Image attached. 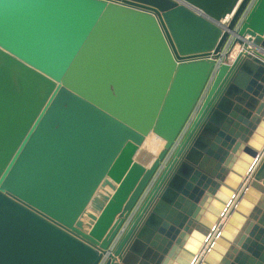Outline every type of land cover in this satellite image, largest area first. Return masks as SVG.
<instances>
[{"label": "water", "instance_id": "water-1", "mask_svg": "<svg viewBox=\"0 0 264 264\" xmlns=\"http://www.w3.org/2000/svg\"><path fill=\"white\" fill-rule=\"evenodd\" d=\"M248 1L0 0V264H264V0L215 61Z\"/></svg>", "mask_w": 264, "mask_h": 264}, {"label": "built area", "instance_id": "built-area-1", "mask_svg": "<svg viewBox=\"0 0 264 264\" xmlns=\"http://www.w3.org/2000/svg\"><path fill=\"white\" fill-rule=\"evenodd\" d=\"M256 0H249L247 5L245 6L243 12L241 13V15L239 16L234 28L232 30H230V34L229 37L224 45V47L222 48L220 55L217 56L215 58L216 64L219 65L221 63L224 62H230L231 60V55L232 53L235 51V49H239V51L237 50L236 55L238 54V52H240L241 50H243V44H240L236 41V38L238 37V31L241 27V25L243 24L245 18L247 17L249 11L251 10V8L253 7V5L255 4ZM232 17V14H228L226 16L225 19H222L223 24H227L230 19ZM238 46V47H237ZM227 54V55H226ZM216 73V68L214 69L210 80L205 88V91L202 95V97L200 98V100L198 101V103L196 104L195 108L193 109L188 121L186 122L185 126L183 127V129L181 130L180 134L178 135L176 141L174 142V144L172 145V147L170 148V150L168 151L162 165L159 167V169L156 171L155 175L153 176V178L151 179V181L149 182V184L147 185L146 189L144 190V192L142 193L141 197L139 198L138 202L136 203V205L134 206L133 210L130 212L129 216L126 219L125 224L123 225L122 229L120 230L119 234L117 235V237L114 239L113 243L110 246V251L113 250V248L115 247L116 243L118 242L120 236L122 235V233L124 232L125 228L128 226V224L130 223V221L132 220V218L134 217V215L136 214L137 210L139 209V207L141 206V204L143 203L145 197L147 196V194L149 193L150 189L152 188L153 184L155 183L157 177L159 176L160 172L163 169V166L168 162V160L171 158L172 154L174 153L177 145L181 142V140L183 139L184 135L186 134L187 130L189 129L192 121L194 120L200 106L201 103L204 99L205 93L207 92L214 76ZM106 257H104L98 264H104Z\"/></svg>", "mask_w": 264, "mask_h": 264}, {"label": "bare ground", "instance_id": "bare-ground-1", "mask_svg": "<svg viewBox=\"0 0 264 264\" xmlns=\"http://www.w3.org/2000/svg\"><path fill=\"white\" fill-rule=\"evenodd\" d=\"M223 23V22H222ZM238 47V46H237ZM237 50L239 51V49H235V51L232 53V55H231V60L230 61H232L233 59H234V57L236 56V53H237ZM149 138H151V144H146L147 145V147H148V152L149 153H151L150 155H149V161L154 157V154H155V152L157 153L158 152V150L162 147V145H163V141L162 140H159V138H153V136L152 135H150L149 136ZM149 138H147V141H149ZM146 141V142H147ZM157 141V142H156ZM152 142H155V143H152ZM155 145H156V148H155ZM153 146H154V148H153ZM158 147V148H157Z\"/></svg>", "mask_w": 264, "mask_h": 264}, {"label": "rangeland", "instance_id": "rangeland-1", "mask_svg": "<svg viewBox=\"0 0 264 264\" xmlns=\"http://www.w3.org/2000/svg\"><path fill=\"white\" fill-rule=\"evenodd\" d=\"M151 141H152L151 138H149V141H147L146 144H151ZM156 142H157V141H156ZM152 143H155V142H152ZM146 144L142 147V150L146 149V147H147ZM147 148H148V147H147ZM153 148H154V146H153ZM155 148H156V145H155ZM157 148H158V147H157ZM138 157H139V159H143L142 154H140V153H139Z\"/></svg>", "mask_w": 264, "mask_h": 264}, {"label": "crops", "instance_id": "crops-1", "mask_svg": "<svg viewBox=\"0 0 264 264\" xmlns=\"http://www.w3.org/2000/svg\"><path fill=\"white\" fill-rule=\"evenodd\" d=\"M149 138V137H148ZM149 154H151V153H149Z\"/></svg>", "mask_w": 264, "mask_h": 264}]
</instances>
